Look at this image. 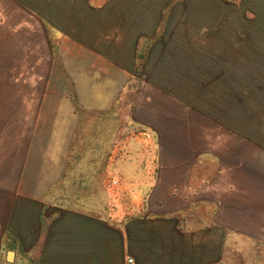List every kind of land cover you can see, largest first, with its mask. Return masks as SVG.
<instances>
[{
    "label": "crops",
    "instance_id": "1",
    "mask_svg": "<svg viewBox=\"0 0 264 264\" xmlns=\"http://www.w3.org/2000/svg\"><path fill=\"white\" fill-rule=\"evenodd\" d=\"M235 8L193 33L199 53L174 39L156 69L170 72L137 80L132 104L120 94L143 21L0 0V264H222L232 243L264 248V0ZM84 114L92 131H128L102 196L69 157Z\"/></svg>",
    "mask_w": 264,
    "mask_h": 264
},
{
    "label": "rangeland",
    "instance_id": "2",
    "mask_svg": "<svg viewBox=\"0 0 264 264\" xmlns=\"http://www.w3.org/2000/svg\"><path fill=\"white\" fill-rule=\"evenodd\" d=\"M241 0H88L89 5L100 8L101 11L115 17V21L121 19L124 22L129 21L132 25L143 21V38L139 41L135 55V67L130 72V87L128 98L133 102L140 96L143 90L142 84L137 87L138 81L141 83L154 79L155 75L163 76L165 72L156 71L166 50H173L178 53L174 39H179V43L186 35L191 37V48L203 47V40L193 33H206L210 24L214 22L226 21L229 17L236 15V4ZM145 18V19H144ZM145 28V27H144ZM181 32V33H180ZM188 32V33H187ZM183 33H186L183 34ZM146 37V38H145ZM147 39V40H146ZM186 40V39H185ZM174 43V44H173ZM211 46L206 43L205 47ZM184 49V48H183ZM145 56L146 72H140L142 58ZM171 53V52H170ZM140 55L142 58H140ZM201 55V54H200ZM177 56V55H176ZM175 58H179L176 57ZM184 65V64H183ZM170 72V71H167ZM111 78L108 75L100 74L101 80ZM116 79V78H114ZM138 80V81H137ZM177 90L171 88L167 92L175 93ZM127 98V97H126ZM86 112V111H84ZM86 116L85 114L83 115ZM3 122L2 128H9V119H0ZM4 120V121H3ZM105 122V120H103ZM91 119L89 115L84 118L83 131H78L76 136V148L72 147L70 160H81L83 162L84 179L93 178V183L84 187V192L95 190L101 196L103 183L106 177H116L112 167L108 168L110 158L113 156L115 148L125 142L128 131H92ZM145 138L144 135H137L134 139L137 142ZM133 140V141H134ZM123 141V142H122ZM137 144V143H136ZM138 145V144H137ZM137 151V147L131 148ZM88 187V188H87ZM102 193V194H101ZM116 197V196H115ZM222 264H264V248H259L254 242L244 241L241 245L231 244L227 249L226 261Z\"/></svg>",
    "mask_w": 264,
    "mask_h": 264
},
{
    "label": "built area",
    "instance_id": "3",
    "mask_svg": "<svg viewBox=\"0 0 264 264\" xmlns=\"http://www.w3.org/2000/svg\"><path fill=\"white\" fill-rule=\"evenodd\" d=\"M119 184L117 182V180L110 178L106 181L105 183V188L108 191H112L115 192L118 190ZM125 264H134V260L131 257L126 258L125 260Z\"/></svg>",
    "mask_w": 264,
    "mask_h": 264
},
{
    "label": "water",
    "instance_id": "4",
    "mask_svg": "<svg viewBox=\"0 0 264 264\" xmlns=\"http://www.w3.org/2000/svg\"><path fill=\"white\" fill-rule=\"evenodd\" d=\"M12 259H13V252L9 251V252L7 253V255H6V260H7L8 262H11Z\"/></svg>",
    "mask_w": 264,
    "mask_h": 264
},
{
    "label": "trees",
    "instance_id": "5",
    "mask_svg": "<svg viewBox=\"0 0 264 264\" xmlns=\"http://www.w3.org/2000/svg\"><path fill=\"white\" fill-rule=\"evenodd\" d=\"M140 58H142V57L140 56Z\"/></svg>",
    "mask_w": 264,
    "mask_h": 264
}]
</instances>
